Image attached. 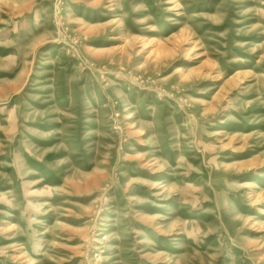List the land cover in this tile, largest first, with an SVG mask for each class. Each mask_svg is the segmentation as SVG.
Here are the masks:
<instances>
[{
	"label": "rangeland",
	"instance_id": "374dc122",
	"mask_svg": "<svg viewBox=\"0 0 264 264\" xmlns=\"http://www.w3.org/2000/svg\"><path fill=\"white\" fill-rule=\"evenodd\" d=\"M0 264H264V0H0Z\"/></svg>",
	"mask_w": 264,
	"mask_h": 264
}]
</instances>
